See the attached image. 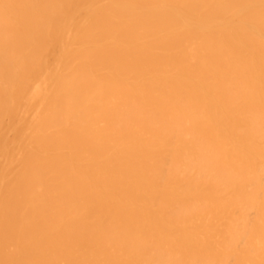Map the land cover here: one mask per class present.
I'll return each instance as SVG.
<instances>
[{
    "label": "bare ground",
    "instance_id": "bare-ground-1",
    "mask_svg": "<svg viewBox=\"0 0 264 264\" xmlns=\"http://www.w3.org/2000/svg\"><path fill=\"white\" fill-rule=\"evenodd\" d=\"M0 264H264V0H0Z\"/></svg>",
    "mask_w": 264,
    "mask_h": 264
}]
</instances>
